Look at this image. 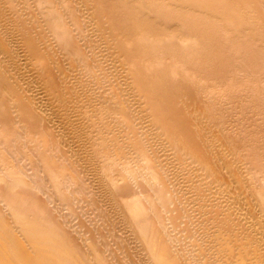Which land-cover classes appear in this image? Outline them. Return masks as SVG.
Masks as SVG:
<instances>
[{"label":"rangeland","instance_id":"1","mask_svg":"<svg viewBox=\"0 0 264 264\" xmlns=\"http://www.w3.org/2000/svg\"><path fill=\"white\" fill-rule=\"evenodd\" d=\"M0 239L264 264V0H0Z\"/></svg>","mask_w":264,"mask_h":264},{"label":"bare ground","instance_id":"2","mask_svg":"<svg viewBox=\"0 0 264 264\" xmlns=\"http://www.w3.org/2000/svg\"><path fill=\"white\" fill-rule=\"evenodd\" d=\"M7 226H9V225H7ZM6 228H8V227H6ZM4 230L6 231L7 229H4ZM4 232H3V234H4ZM6 235L4 234V236H6ZM1 237H3V236H1ZM1 240L2 239H0V241ZM14 245H15L14 260L17 264H65L63 259H61V258L56 259V260H51L45 253H40L37 255H31L27 251L20 249V244L18 242H15ZM0 264H9V263L6 262V260L2 259V260H0Z\"/></svg>","mask_w":264,"mask_h":264}]
</instances>
